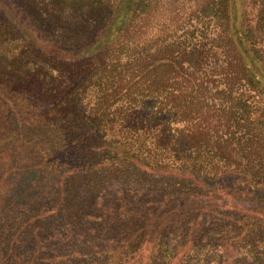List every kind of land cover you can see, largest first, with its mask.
I'll return each mask as SVG.
<instances>
[{
  "label": "trees",
  "instance_id": "16d2710c",
  "mask_svg": "<svg viewBox=\"0 0 264 264\" xmlns=\"http://www.w3.org/2000/svg\"><path fill=\"white\" fill-rule=\"evenodd\" d=\"M16 98L42 118L5 135L33 136L56 175L173 181L140 218L139 264L177 214L194 237L218 204L264 212V0H0V105ZM233 173L252 198L229 197Z\"/></svg>",
  "mask_w": 264,
  "mask_h": 264
},
{
  "label": "rangeland",
  "instance_id": "374dc122",
  "mask_svg": "<svg viewBox=\"0 0 264 264\" xmlns=\"http://www.w3.org/2000/svg\"><path fill=\"white\" fill-rule=\"evenodd\" d=\"M4 103L0 105V264H139L140 218L154 209L160 191L172 187L173 181L143 180L129 170L58 176L52 164L42 162L41 145L33 136L26 139L31 143L18 147L13 135L11 139L5 135L8 129L10 134L18 129L17 118L24 120L25 129H33L25 118L35 123L42 118L41 109L28 108L21 98H16V105ZM77 147L87 148L83 143ZM72 154L74 163L94 161L83 150ZM219 180L234 190L229 197L254 195L243 189L247 184L243 175L233 173ZM190 196L169 200L183 209L180 204ZM218 205L200 214L194 237H190L192 214L182 218L177 214V227L169 222L154 249L144 253L146 264H264V212L235 203Z\"/></svg>",
  "mask_w": 264,
  "mask_h": 264
}]
</instances>
